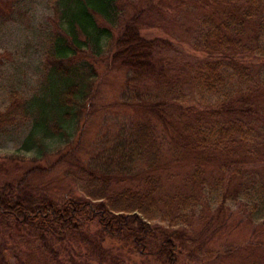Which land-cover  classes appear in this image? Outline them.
Segmentation results:
<instances>
[{
  "label": "trees",
  "instance_id": "16d2710c",
  "mask_svg": "<svg viewBox=\"0 0 264 264\" xmlns=\"http://www.w3.org/2000/svg\"><path fill=\"white\" fill-rule=\"evenodd\" d=\"M205 3L212 14L204 24L213 23L200 51L208 61L185 80L162 51L170 43L145 34L144 9L127 15L124 0H55L45 77L31 98L9 94L0 128L29 122L24 145L41 155L46 140L71 144L91 114L98 76L94 56L103 54L108 71L127 73L121 101L142 120L98 141L92 164L81 167L91 202L38 193L30 183L34 170L0 181V264H211L217 255L193 244L185 222L197 205L195 193L164 187L163 175L173 167H191L188 184L195 191L209 182L207 169L217 170L209 189L220 193V202L203 220L211 231L223 223L224 205L234 195L253 192L264 201V83L252 78L255 69H264V0ZM47 76L56 78L50 99ZM184 83L194 94L222 98L188 102ZM147 85H156L158 93ZM262 250L264 243L254 252ZM221 252L231 260L236 249Z\"/></svg>",
  "mask_w": 264,
  "mask_h": 264
},
{
  "label": "rangeland",
  "instance_id": "374dc122",
  "mask_svg": "<svg viewBox=\"0 0 264 264\" xmlns=\"http://www.w3.org/2000/svg\"><path fill=\"white\" fill-rule=\"evenodd\" d=\"M124 2L128 10L127 15L144 9L142 26H146L145 34L147 33L148 38L154 37L170 43L162 51L169 59L172 70L183 72L185 80L198 66H202L206 59L208 61L206 52L200 51L204 44L203 33L213 23V20L207 19L204 24L206 17L212 14V8L204 7L205 0ZM54 7L55 0H0L1 115L9 104L11 92L17 91L24 97L31 98L45 77L48 69L46 52L55 28ZM213 19L214 23H218L217 16L214 15ZM57 32L60 33L59 30ZM94 62L98 71L95 81L97 90L92 100L91 114L88 120L80 125L81 132L75 134L68 145L57 139L46 140L45 154L41 155L36 147L29 148L24 145L30 129L29 122L0 128V181L4 178L17 179L34 170L30 183L38 193L57 199L79 196L83 201L91 202L85 191L88 183L81 173V167L92 164L91 157L98 151V141H109L123 126L142 120L139 111L126 101H121L127 73L122 69L108 71L105 66V54L94 56ZM255 72L258 73L252 75L253 81L264 83V69H255ZM44 86L45 98H52L56 87L55 76H47ZM147 86L153 94L158 93L156 85ZM189 87L187 83L182 85L186 100L193 99L195 104L214 103L222 98L205 91L194 94V90ZM263 99L264 97L261 98ZM185 166L171 168L168 170L170 175H163V178L166 190L179 189L184 195H196L197 205L188 210L185 219L191 228L192 237L196 239L193 244L205 247L204 250H211L213 255H217L216 260L209 261L211 264H264V250L254 252L255 246L264 243V201L259 200L253 192L247 197L234 195L224 205L225 216L223 223L218 224L219 228L211 231L205 225L206 229L203 226L204 218H209L220 202V193L211 192L209 189L213 185L212 178L218 176V173L216 169H207L208 173H211L207 177L209 182L206 183L204 191H195L196 189L192 190L188 184L191 167ZM124 185L130 184L125 182ZM92 186L88 187L93 188ZM166 222L155 220L153 224L167 227ZM182 227L178 225L173 229ZM250 244L252 246H249ZM228 249H236L235 254L231 253V256L234 254L231 260L221 252ZM35 264L41 263L36 260Z\"/></svg>",
  "mask_w": 264,
  "mask_h": 264
}]
</instances>
